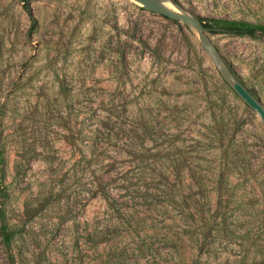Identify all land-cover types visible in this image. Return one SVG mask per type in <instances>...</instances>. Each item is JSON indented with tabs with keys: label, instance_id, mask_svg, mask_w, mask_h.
<instances>
[{
	"label": "rangeland",
	"instance_id": "374dc122",
	"mask_svg": "<svg viewBox=\"0 0 264 264\" xmlns=\"http://www.w3.org/2000/svg\"><path fill=\"white\" fill-rule=\"evenodd\" d=\"M172 1L200 18L264 23V0ZM28 7L38 29L25 38L32 18L0 0V209L14 235L7 247L0 234V264H264V125L189 28L132 0ZM210 37L264 105V37ZM111 98L130 129L155 118L161 142L178 133L185 150L223 128L227 159L213 148L172 171L159 143L139 149L133 133L131 148L105 140L92 151L81 104ZM94 167L130 186V199L111 192L120 210L86 185ZM164 167L185 210L147 198Z\"/></svg>",
	"mask_w": 264,
	"mask_h": 264
},
{
	"label": "trees",
	"instance_id": "16d2710c",
	"mask_svg": "<svg viewBox=\"0 0 264 264\" xmlns=\"http://www.w3.org/2000/svg\"><path fill=\"white\" fill-rule=\"evenodd\" d=\"M16 1V0H12ZM19 1V0H18ZM21 3V8L23 14L25 13L27 17L32 18L30 8L28 7V1H19ZM141 9V8H140ZM142 10V9H141ZM165 18V17H164ZM169 20L168 18H165ZM203 27L207 33L210 35H229V36H247L249 38H258L264 37V23H256L250 22L246 20H235V19H224V18H200ZM172 21V20H171ZM173 23H178L173 21ZM38 29V25L35 21L30 22L29 29L27 32H23V37L27 38L30 34L34 33ZM234 73V71L231 69ZM235 74V73H234ZM236 75V74H235ZM242 84L246 87L243 81L237 77ZM247 90L255 97L258 98L257 95L248 87ZM59 91L62 94H66L67 90L60 86ZM264 106V105H263ZM81 107L84 112L82 128L88 131L91 135H93L94 146L91 147L92 151H95L96 148L100 151V153H104V147H99L97 144L106 140V144L115 146L118 141H125L124 145H127L131 148L130 138L131 134L136 135L137 144L139 145V149H145L147 146L145 143L158 144V152L164 153L166 156L172 160L171 169L174 171V168H180L181 164H194L193 159H203V154L208 152L209 149L216 148L218 153L221 154L222 158L225 160L227 155V147L224 143V134L225 130L219 128L218 126L212 130L211 136H204L200 141L202 142V146L204 147H196L191 150H185V148L176 147V143L180 135L177 134H167L165 133V137L168 144H163L159 137V134L156 130V124L159 122L152 117L143 118L141 122L138 123L139 130L130 129L132 124L123 123L119 114L116 112L117 105L114 104L113 98L109 99L107 102L101 101L98 104L96 102L86 101L84 104H81ZM151 111V110H147ZM176 114V113H175ZM174 114V115H175ZM175 119V118H174ZM98 135H103L98 137ZM69 137V136H68ZM128 138V140H127ZM194 142H199L197 139H192ZM164 141V140H163ZM71 145H74V142H69ZM206 156V155H205ZM179 158V159H178ZM190 161V162H189ZM165 170H158L155 173L157 174V178L151 179L148 182L147 190L145 191L147 198L153 200V198L158 199L161 198L163 202H166L167 206H173V208H179L180 210H185L186 205H188V198L184 197L183 199H179V195L177 196V192L175 190V184L170 183L169 181V169L168 167H164ZM89 172H87V183L88 187L96 189L100 198L106 203L108 208L111 210H120L121 204L115 203V198L111 196L112 190L117 193H121L124 198L130 199L129 187L127 182L122 179H113L112 184L106 183L103 179L98 177L101 173L99 169H103L101 166L99 169L90 168ZM217 174L221 176L227 169L220 164L216 169ZM99 172V173H98ZM98 173V174H97ZM87 188V189H90ZM204 191V190H202ZM119 194V195H121ZM5 196V190H0V197ZM113 200V201H112ZM0 234L3 237V240L7 247L10 246V243L13 239V232L8 229V226L5 222L4 213L2 209H0ZM137 251H139L137 249ZM12 259V258H11ZM13 260V259H12ZM11 264H14L12 261Z\"/></svg>",
	"mask_w": 264,
	"mask_h": 264
},
{
	"label": "water",
	"instance_id": "95a60500",
	"mask_svg": "<svg viewBox=\"0 0 264 264\" xmlns=\"http://www.w3.org/2000/svg\"><path fill=\"white\" fill-rule=\"evenodd\" d=\"M29 1V0H19ZM142 10L168 18L169 20L183 23L194 35L197 43L207 54L209 60L218 71L224 82L254 111L264 125V106L258 98H255L237 76L231 71L224 57L213 43L209 33L203 27L199 17L175 4L172 0H132Z\"/></svg>",
	"mask_w": 264,
	"mask_h": 264
}]
</instances>
